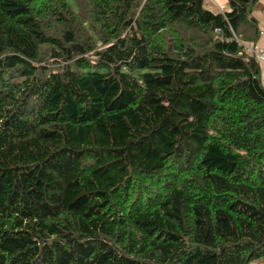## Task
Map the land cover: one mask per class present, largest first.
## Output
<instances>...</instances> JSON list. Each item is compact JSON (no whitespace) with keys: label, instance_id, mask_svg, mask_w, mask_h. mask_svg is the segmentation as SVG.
<instances>
[{"label":"trees","instance_id":"1","mask_svg":"<svg viewBox=\"0 0 264 264\" xmlns=\"http://www.w3.org/2000/svg\"><path fill=\"white\" fill-rule=\"evenodd\" d=\"M259 2L0 0V264L264 261Z\"/></svg>","mask_w":264,"mask_h":264},{"label":"crops","instance_id":"2","mask_svg":"<svg viewBox=\"0 0 264 264\" xmlns=\"http://www.w3.org/2000/svg\"><path fill=\"white\" fill-rule=\"evenodd\" d=\"M264 7L263 0L257 4V6L254 8V11L252 13L253 18L257 22V27L259 31H262V34L259 35L257 40L253 44V48L256 50H263L264 49V24H263V14L262 10ZM259 67H260V80L264 87V60H257Z\"/></svg>","mask_w":264,"mask_h":264},{"label":"built area","instance_id":"3","mask_svg":"<svg viewBox=\"0 0 264 264\" xmlns=\"http://www.w3.org/2000/svg\"><path fill=\"white\" fill-rule=\"evenodd\" d=\"M262 14H263V24H264V7L262 10ZM262 34V31H259V35ZM245 50L253 55L257 60H264V49L263 50H256L255 48H253V44H247L244 45Z\"/></svg>","mask_w":264,"mask_h":264},{"label":"rangeland","instance_id":"4","mask_svg":"<svg viewBox=\"0 0 264 264\" xmlns=\"http://www.w3.org/2000/svg\"><path fill=\"white\" fill-rule=\"evenodd\" d=\"M213 6H215L214 9H217V8L222 9L220 3H218V2H213ZM250 264H264V261L259 259V260L253 261Z\"/></svg>","mask_w":264,"mask_h":264}]
</instances>
